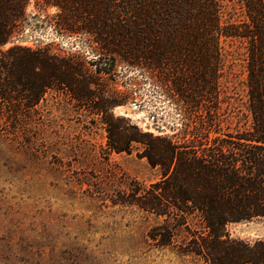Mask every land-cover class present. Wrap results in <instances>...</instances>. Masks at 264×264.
<instances>
[{
	"label": "rangeland",
	"instance_id": "1",
	"mask_svg": "<svg viewBox=\"0 0 264 264\" xmlns=\"http://www.w3.org/2000/svg\"><path fill=\"white\" fill-rule=\"evenodd\" d=\"M25 15L6 59L77 64L0 69V264H264V217L211 231L187 211L195 119L184 100L155 71L97 54L57 6L29 0ZM220 42L214 93L201 99L215 105L210 138L251 123L242 45ZM53 76L73 79L45 83Z\"/></svg>",
	"mask_w": 264,
	"mask_h": 264
},
{
	"label": "trees",
	"instance_id": "2",
	"mask_svg": "<svg viewBox=\"0 0 264 264\" xmlns=\"http://www.w3.org/2000/svg\"><path fill=\"white\" fill-rule=\"evenodd\" d=\"M28 2L0 0V47L11 41L25 20ZM44 2L65 12L69 32L90 34L97 54L111 56L114 64L121 61L132 68L155 71L159 83L168 85L189 106L195 119L187 145L189 214L198 212L211 231L228 222L264 217V0ZM71 20L83 26L74 28ZM221 38L235 39L242 45L251 123L250 128L235 134L219 133L210 138L205 126L217 122L208 114L215 105L203 107L201 99L214 93ZM5 53L0 49V69L12 70L32 62L35 68L57 69L64 63L66 71L76 70L73 58H48L36 51L32 60H8ZM51 79L67 83L73 77L53 76L45 83ZM38 96L34 95L31 103ZM201 111H205L204 116Z\"/></svg>",
	"mask_w": 264,
	"mask_h": 264
}]
</instances>
